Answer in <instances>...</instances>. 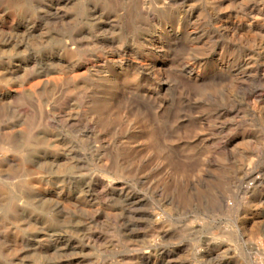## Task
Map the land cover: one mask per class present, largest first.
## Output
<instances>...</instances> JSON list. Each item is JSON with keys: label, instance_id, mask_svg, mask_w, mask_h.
<instances>
[{"label": "rangeland", "instance_id": "rangeland-1", "mask_svg": "<svg viewBox=\"0 0 264 264\" xmlns=\"http://www.w3.org/2000/svg\"><path fill=\"white\" fill-rule=\"evenodd\" d=\"M263 30L264 0H0V264H264Z\"/></svg>", "mask_w": 264, "mask_h": 264}, {"label": "bare ground", "instance_id": "bare-ground-1", "mask_svg": "<svg viewBox=\"0 0 264 264\" xmlns=\"http://www.w3.org/2000/svg\"><path fill=\"white\" fill-rule=\"evenodd\" d=\"M260 24V23H259ZM262 24V23H261ZM258 26H256V28H257ZM259 28V27H258ZM263 29V28H262ZM259 31V30H258ZM264 31V30H263ZM261 33V32H260ZM45 79V78H44ZM47 80V79H46ZM46 80H44L45 81V83H46ZM48 83V82H47Z\"/></svg>", "mask_w": 264, "mask_h": 264}]
</instances>
